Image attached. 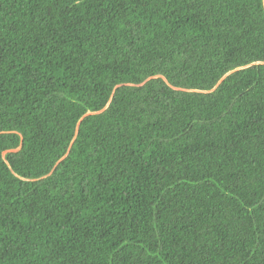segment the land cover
Wrapping results in <instances>:
<instances>
[{
  "label": "trees",
  "instance_id": "1",
  "mask_svg": "<svg viewBox=\"0 0 264 264\" xmlns=\"http://www.w3.org/2000/svg\"><path fill=\"white\" fill-rule=\"evenodd\" d=\"M0 264H264V0H0Z\"/></svg>",
  "mask_w": 264,
  "mask_h": 264
}]
</instances>
